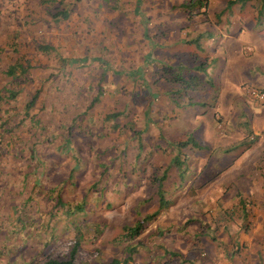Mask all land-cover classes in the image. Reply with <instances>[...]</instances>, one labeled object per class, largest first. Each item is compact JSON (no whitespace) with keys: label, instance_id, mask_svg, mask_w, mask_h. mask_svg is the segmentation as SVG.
Returning <instances> with one entry per match:
<instances>
[{"label":"rangeland","instance_id":"1","mask_svg":"<svg viewBox=\"0 0 264 264\" xmlns=\"http://www.w3.org/2000/svg\"><path fill=\"white\" fill-rule=\"evenodd\" d=\"M140 1L150 10L159 7V14L177 10V24L194 10L173 6L174 0ZM115 2L0 0V264L62 256L74 235L64 210L78 203L82 209L74 221L82 231L77 255L82 264L121 260L128 244L137 245L129 264H264V204H248L246 195V204H239L242 178L237 177L243 169H263L264 162L255 161V167L238 162L242 148L236 138L249 144L254 136L228 126L230 121L226 127L220 115L239 106L246 120L244 100L249 106L253 101L238 80L257 78L264 85V36L256 35L264 29V2L243 0L227 8L251 21L246 18L241 31L230 29L220 57L210 48L209 68L199 74L203 87L183 96L181 81L192 73L170 70L166 81L160 79L156 47H148L164 35L176 38L185 48L177 50L186 66L203 64L207 57L191 51L197 43L204 46L207 34L215 37L214 30L197 42L181 41L179 32L143 27L139 16ZM59 10L67 17L52 19ZM40 43L53 49L39 52ZM16 61L29 68L6 75ZM163 86L170 94L163 96ZM98 88V101L87 109ZM35 89L38 97L25 111ZM8 91L16 92L15 98L7 97ZM230 93L236 94L233 104ZM108 113L118 115L104 120ZM162 131L176 134L171 140ZM190 136L193 147L175 146ZM175 154L185 156L182 179L172 163ZM159 176L168 207L135 239L124 238L122 226L155 210Z\"/></svg>","mask_w":264,"mask_h":264},{"label":"crops","instance_id":"2","mask_svg":"<svg viewBox=\"0 0 264 264\" xmlns=\"http://www.w3.org/2000/svg\"><path fill=\"white\" fill-rule=\"evenodd\" d=\"M174 1L176 4H172L173 6H178L180 4L182 6H186L189 4L187 7H191L195 10L191 11L190 14H186V12H184L186 15L183 16L184 18L180 19L179 24H177L178 22L175 21V16H178L179 14L177 10L172 12H169L167 10L161 11L159 14V7L156 6L157 8L155 10H150L148 3L146 4L140 0H116L115 4L120 5L122 8L130 11V16L136 18L139 16L138 22L143 27L151 25L152 27L156 28L155 31H157L158 33L179 32V40L181 41L182 39H189V42H197V38H200L202 34H207L211 30H214L215 33L213 34H215V37H210L209 34H207L204 46H200V44L197 43V45L195 44V50L191 51L193 52V56L199 55L201 57H207L203 64H197L196 62H194L191 63L189 66H186L183 61V58L178 55L179 52L177 50L180 47L182 51H184L185 48L181 45V42L178 43L176 38L170 40L164 35L162 36L163 38H158V42L156 44L150 45L152 47H156L157 50L155 57L157 59V64H159L157 71L158 77L160 79L166 81L165 76L170 70L174 72L173 74L177 73L180 75H184L182 72L186 71L187 69H189V72L192 73L187 76L186 81H181L182 85H180V89L182 90L181 94L183 96V94H188L190 91H194L197 88L203 87L202 84H204V82L200 81H203V78L200 77L199 74H202V71L208 70L209 68L211 55V53L209 52L210 48L212 49L211 52L214 53V56H219L220 51L224 50V43L229 39L230 34H233L230 32V29H236L235 32L241 31L243 28V23H245L247 19V22H250L251 20L247 18L248 14H244V12L242 13L241 11H230L229 9L225 8L227 0H218L220 3L223 1V5L221 3V6L218 8H215L217 7V5L213 3V0ZM174 9L175 8H172V10ZM258 14L259 13L256 12L255 17H257ZM186 16L188 17V19L185 18ZM147 17L151 18L149 20V24ZM183 33H187V38L185 37L186 35ZM256 35L264 36V29H262V31H258ZM245 50H248V47H245ZM214 72L217 74L216 70ZM204 74L206 75V73ZM177 79L178 78H175L174 81ZM208 81L211 82L210 80ZM238 83L241 86L243 84H248L264 89V85L257 83V78H254L252 81L243 79L240 81L238 80ZM161 89L163 92V96L170 94V91H166V88L164 86ZM232 91H234V89H232ZM230 94L232 96L231 103L233 104L235 101H237V98L235 97L236 94ZM244 103L247 105L244 107H246L250 111L249 116L246 117V120L241 117L239 106L229 108L228 112H226L225 114L220 113V115L226 127L228 125V121H230L231 124H229L228 126H235L236 130L246 128L247 133L249 135L254 136V140L249 144L245 143L244 138H236V145L242 148L238 155V162L243 163V165L250 166L254 164L255 167V161H262V163L264 162V103L252 102V106H249L246 100H244ZM255 107L262 108L263 112H261V115L252 112V109ZM164 112L165 110L163 108L162 115L164 114ZM160 120L163 123L164 117L162 116ZM157 125L159 127L161 126V123L157 121ZM165 129L170 130L171 127L167 126L165 127ZM233 129L234 128H232V130ZM162 132L164 133L165 137H169L171 138V140L173 138L172 136L176 134L174 133L173 135H169L167 132ZM246 162L248 163L245 164ZM237 177L242 178V186L239 183L240 187L238 191V193L240 192L242 198L238 200L239 204H246V202L244 201L245 195L248 197V204H264V168L258 171L255 170L252 173L251 171H248V169H243L242 171H238Z\"/></svg>","mask_w":264,"mask_h":264},{"label":"trees","instance_id":"3","mask_svg":"<svg viewBox=\"0 0 264 264\" xmlns=\"http://www.w3.org/2000/svg\"><path fill=\"white\" fill-rule=\"evenodd\" d=\"M43 1H45V0H43ZM237 1L243 2V0H227L226 4H225V8H229L231 5H233ZM262 2H264V0H262ZM188 5H186L184 7H187ZM50 17L52 19H55L57 17L65 19L67 17V12H65L64 10H59V12H57L55 14H51ZM35 49L39 52L47 53V52L51 51L53 49V47L49 44H46V43H42V44L40 43V44H37L35 46ZM149 49H152V46H150ZM92 60H96L98 62L102 61L101 59H98V58H93ZM60 61H62L63 63L66 62V63H70V64L78 63V62L83 63L85 61V58H80V59L61 58ZM27 68H29L28 65H25V67H23L21 64V61H16L13 64L9 65L6 68V70L4 71V73L10 77H14L16 71H19L20 73H24V72H26ZM141 69H142V67L137 68L136 70H134V72L138 75L142 71ZM39 91H40L39 89L34 90L32 95L30 96L29 100H27V102L25 104V111H27L28 109H30L34 105V103L38 97ZM100 91H101L100 88H98V92L96 93L95 96H93L91 98L89 104L86 107L87 109L92 107L93 104L98 101V95H99ZM7 94H8L7 97L13 99V98H15L16 92L8 91ZM117 115H118V113H108L104 116V120L115 119L117 117ZM193 142H194V140L190 136V137H187L185 140L176 141L175 146L178 149H182L183 147L186 146V144H188V145L190 144V146L192 145V147H193V145H195V143H193ZM138 147H140V144ZM178 157H179V155L175 154V156L172 158V163L177 168L179 179H182V176L185 173V170L183 167V164H184L183 162H184L185 156H182V160L179 159ZM163 178H164V176H159L158 179L156 180L157 184H156L155 194L157 196V206H156L155 210H153L151 213L145 214L143 217L136 220L130 226H128V225L122 226V235L124 238L130 239V240L135 239L142 232V230L145 227V223L147 221L153 220L155 218V216L160 213V211H162L163 209L168 207L169 202H168V200L165 199L164 194H163V189H162ZM55 204L62 205L61 207H64L63 204H67V203L61 202L60 200H56ZM81 209H82V205H81V203H78V204H75L74 206H71V208L66 206V208L64 210L66 217H68L69 221H71V223L73 224V229H74V235L68 241L67 248L63 252L64 254L60 257H46L37 264H82L77 258L79 242L82 238V231L79 227L80 226L79 222L74 221L75 220L74 218L76 217V215H75L76 212H80ZM136 251H137V245L136 244H128L125 247V257L123 259L120 260L117 258H111L104 264H129L132 261V258H133L132 255Z\"/></svg>","mask_w":264,"mask_h":264},{"label":"built area","instance_id":"4","mask_svg":"<svg viewBox=\"0 0 264 264\" xmlns=\"http://www.w3.org/2000/svg\"><path fill=\"white\" fill-rule=\"evenodd\" d=\"M242 89L253 102L264 103V89L252 85H242Z\"/></svg>","mask_w":264,"mask_h":264}]
</instances>
